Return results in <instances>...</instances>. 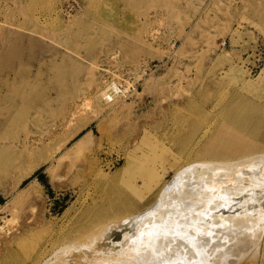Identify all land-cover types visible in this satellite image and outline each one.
I'll return each mask as SVG.
<instances>
[{
    "label": "rangeland",
    "instance_id": "rangeland-1",
    "mask_svg": "<svg viewBox=\"0 0 264 264\" xmlns=\"http://www.w3.org/2000/svg\"><path fill=\"white\" fill-rule=\"evenodd\" d=\"M70 1L0 0V264H54L48 257L65 241L109 223L88 222L93 216L110 217L124 195L135 206L128 217L139 216L191 166L203 183L220 177L219 190L232 173L217 164L212 175L211 160L226 159L231 134L264 136V0H74L78 8L65 15ZM110 80L134 90L131 99L106 105ZM249 83L255 86L247 90ZM33 154L47 160L20 179ZM262 157L254 175L264 172ZM246 177L216 192L210 210L194 207L202 227L212 226L208 235L215 232L210 244H220L200 252L213 263L239 259L244 253L233 255L232 244L264 229V189ZM175 209L173 217L184 220ZM78 223L91 231L69 232ZM124 232L102 250H120L112 245Z\"/></svg>",
    "mask_w": 264,
    "mask_h": 264
},
{
    "label": "bare ground",
    "instance_id": "bare-ground-1",
    "mask_svg": "<svg viewBox=\"0 0 264 264\" xmlns=\"http://www.w3.org/2000/svg\"><path fill=\"white\" fill-rule=\"evenodd\" d=\"M259 83L260 84L264 83V72L262 73L261 82H259ZM252 86H255V84L249 83L244 87L247 90H249V89L253 88ZM233 108H234V106H233ZM255 116H253V117L255 118ZM248 120H249V118H248ZM242 121H244V120H242ZM254 121H255V119H254ZM256 121H258V119ZM262 121H264V120H262ZM238 122H240V121H238ZM249 122H251V121H249ZM250 124H252V123H250ZM260 124H261V121H260ZM245 125H243V126L239 125L238 126L239 130L243 133L250 129V128L246 129V127L244 128ZM262 125H260V126H262ZM254 128L255 127H253L252 129H254ZM259 131L260 130H258L255 133V135H254L255 139L250 140V141H248V139L246 137H245L246 139H244V137H241L240 135L237 134L236 131H234V133H236V134H233V136L231 134L233 143H231V141H230L231 144H229V146L223 145V148H225L226 151L224 150V153H221V155L224 154L226 159L211 160L212 166L210 169H212V172H214V173L211 172L212 175L217 176V174H215V173L219 170L218 166L221 167V164H227V165L229 164V167H227L226 165L224 167L222 165L224 168H221V169L222 170L226 169L227 174H228V172H231L232 178L246 177L248 175V177L249 176H250V178L252 177V180L250 179L251 180L250 186L259 187V188L263 187V189H264V181H263L264 180V172L261 173V175H254V174H256V171H254L255 170L254 167L259 166V163H260L259 159H263L262 156H264V149L259 148V146L262 145L259 143H264V136L263 135L260 136V134H258ZM209 133H210V129L208 127L201 133V136L198 138L199 140H198L197 144L199 145V143L201 142L200 139L205 138ZM260 133H261V131H260ZM244 134L251 135V134H247V133H244ZM0 138L2 139V137H0ZM84 140H85L84 137L77 139L73 143V145L71 146L70 150L73 151V150L79 148V146L82 144V142H84ZM211 141H214V139ZM208 143H210V142H208ZM208 145H209L208 148L210 150H211V148L213 150V148L216 149L218 147V146L213 145V142H211ZM61 148H62V146H61ZM231 148H234V151H233L234 153L233 152L231 153L229 151V149H231ZM262 148H263V146H262ZM257 149H259V150H257ZM210 152H208V153H210ZM206 153H207V151H206ZM256 155H259V156L254 157ZM31 158H33L32 164L28 167L27 170L26 169H25V171L23 170L24 172L20 175V179H23V178L29 176L33 172V170H35L41 164V162H44L45 160H47V159H43L42 156L38 155V154L36 156H34V154H33V156H31ZM262 162H264V160ZM217 164H218V166H217ZM242 166H244L243 167L244 169L241 168ZM199 168H201V166ZM240 168L243 169V171L239 170ZM206 169H207V166L202 171H204L206 173L205 176L208 178L211 175V173L208 171L210 169H207V170ZM260 170L261 169H259V172H260ZM261 171H264V168ZM196 172H197V170L194 169V166L193 167L191 166V167H189V168H187L181 172H178V174H176V176L174 177V180L171 182V184H169V186L163 185L162 188L160 189L159 193L157 192L158 196H157L156 200L154 201V203L147 210H145L143 213L142 212H141V214L139 213L140 215L136 216V217H133V216H132V218L128 217L129 214L131 213V210L135 206L133 205L134 202L131 203V201L127 198V196L124 195L119 200V202H117L116 206H114V211L110 217H107V219H106L104 217L105 215L103 216V215H101V213H99V215H97V216L95 215V217L93 216L91 221L90 220L88 221V222H93V221L104 220L105 223L109 222V223H107V225L103 229H100V228L96 229V230H100V231H98V233L97 232L92 233L89 236H85L86 234H79V236H77L76 238L74 237L71 240L68 239V241H65L60 246V248L56 249L48 258L52 259V257H55L57 261L54 264H264V262L262 261L263 259H261L262 258L261 257V244L264 241V229L257 230V232H254V239L253 240L251 239L252 241L249 240L250 242L246 241L247 240L245 238L246 234L244 233L245 235L238 238L239 240L236 244H232V247H234V249L232 250L233 255L236 254L237 252L242 253V254L244 253V255H242V256L240 255L239 259H235V261L230 262L231 260L230 261L226 260L225 257L224 258H218L216 263H213V261L211 262L210 260H208V256L205 254V252L207 253L208 251H210L208 248L212 249L218 243L210 244L209 239H212L213 236L215 237V234H214L215 232L213 233V236L208 235L209 232H211V234L213 232L212 230H209V229H211L212 226L210 227L207 224H204V227H202V225H203V223L201 221L202 217L201 216L198 217L200 214L197 213V211L198 212H200V211L199 210L196 211V214H198L196 216V214L194 213L195 212L194 210H196V209L194 207L195 206L198 207V205H200V204H204L206 206L212 205L213 202L216 201V199L218 198V197L215 198V196H213V195L216 192L218 194H220L222 192H227V193L230 192L232 190L231 185H232L233 180H232V178H230L229 181L221 182V183H225V184H222L223 186L219 187V190H217V188L219 186V185H217V182H219L220 177H218L219 179L216 180V182L210 180L211 178L208 179L212 182H211V184H207V183H209V182L206 183L207 180L205 181V183H203L204 182L203 179L205 178L204 175H200L199 173H198L199 175L198 174L196 175L195 174ZM222 172H224V171H222ZM231 173H229V174H231ZM144 174H145V172H144ZM218 174H219V172H218ZM149 176H150V173L145 174L146 178H149ZM225 177L227 178V176H225ZM216 178H214V179H216ZM223 178L224 177H222V179ZM238 179H236V180H238ZM245 179H247V177ZM158 181H155V183L157 184ZM198 182L201 183L200 186H199ZM239 183H241V182H239ZM254 187H253V189H254ZM255 189H258V188H255ZM239 191L240 190H238L237 192L241 193ZM135 195L139 197V194L137 191H136ZM226 196H227V194H226ZM116 198H117V196H116ZM140 199H141V197H140ZM208 206L206 209L210 210L211 208L209 209ZM176 207L179 209V212L181 210H183L181 212L184 214H181V216L183 215L184 220H182L181 218L180 219L184 222H182L181 220L179 222V219L176 220L175 216L177 217L180 214V213L179 214L177 213L178 215L175 214L177 211L175 209ZM202 207H204V206L202 205ZM212 208H213V206H212ZM173 209L176 210L175 213H174ZM172 211H173V213H172ZM201 212H202V210H201ZM192 213H194L196 217H194V215ZM173 215H175V216L173 217ZM205 215H207V214H205ZM218 216H215V217H218ZM235 217H237V216L235 215ZM221 218L222 217H220V219ZM232 218H233V216L231 217V221H232ZM234 219H235V221H234L235 223L238 222L236 220V218H233V220ZM260 219H261V217H260ZM175 220H176V222H175ZM213 220H214V218H213ZM217 220H218V218H217ZM226 220H227V218H226ZM240 222L244 223V224H249L248 227H250V225H253V221L251 222V221L240 219ZM240 222L238 223L239 225H241ZM215 223L217 224L219 222L216 221ZM228 224H229V221H228ZM230 225H232V222ZM207 226H208V228H207ZM219 226H221V225H219ZM216 229H218V228H216ZM72 230L69 232L79 233L81 231H84V232L89 233L91 231V229L84 228V226L82 224H79L77 226V228H75L73 231ZM123 230H125V232L122 234V239L120 240V242L112 245V247L119 246L120 250H117L115 253H113V252L107 253V252L103 251L102 247H101V245H102L101 243H104L107 240H109V243H110V237L113 236L117 232H122ZM216 231H218V230H216ZM133 233H135L134 234L135 237L132 238ZM60 234H62V233H60ZM209 236L212 238H209ZM251 244H252V246H251ZM218 245H220V244H218ZM250 246H251V248H250ZM199 248H202V249L198 250ZM231 248L226 249V252L229 251ZM207 249H208V251H207ZM45 251H46L45 249L41 251L40 257L45 255V253H44ZM202 251H205L204 252L205 255H203V256L201 255L202 253H200ZM249 251L252 253H249ZM245 253H249L250 255L245 254ZM60 255H61V257H59ZM193 259H197V260L192 261ZM224 260H226L227 262H225ZM45 264H47V262Z\"/></svg>",
    "mask_w": 264,
    "mask_h": 264
},
{
    "label": "built area",
    "instance_id": "built-area-1",
    "mask_svg": "<svg viewBox=\"0 0 264 264\" xmlns=\"http://www.w3.org/2000/svg\"><path fill=\"white\" fill-rule=\"evenodd\" d=\"M78 8L76 1L72 0L68 2L62 9V13L65 15L71 14ZM155 36V35H154ZM224 45V44H223ZM134 90H127L123 85L114 80H110L104 88L102 95V101L106 105H111L119 102H125L131 99Z\"/></svg>",
    "mask_w": 264,
    "mask_h": 264
},
{
    "label": "trees",
    "instance_id": "trees-1",
    "mask_svg": "<svg viewBox=\"0 0 264 264\" xmlns=\"http://www.w3.org/2000/svg\"><path fill=\"white\" fill-rule=\"evenodd\" d=\"M35 178H36L40 183H42L43 185H45L44 180H43V178H44L43 175H41L40 173H37V174L35 175Z\"/></svg>",
    "mask_w": 264,
    "mask_h": 264
},
{
    "label": "crops",
    "instance_id": "crops-1",
    "mask_svg": "<svg viewBox=\"0 0 264 264\" xmlns=\"http://www.w3.org/2000/svg\"><path fill=\"white\" fill-rule=\"evenodd\" d=\"M92 133V132H91Z\"/></svg>",
    "mask_w": 264,
    "mask_h": 264
}]
</instances>
